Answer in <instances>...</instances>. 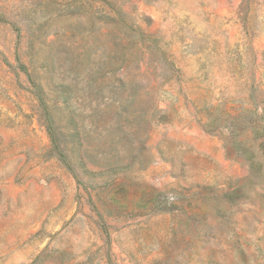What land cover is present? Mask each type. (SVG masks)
Segmentation results:
<instances>
[{"label": "rangeland", "instance_id": "obj_1", "mask_svg": "<svg viewBox=\"0 0 264 264\" xmlns=\"http://www.w3.org/2000/svg\"><path fill=\"white\" fill-rule=\"evenodd\" d=\"M0 264H264V0H0Z\"/></svg>", "mask_w": 264, "mask_h": 264}]
</instances>
